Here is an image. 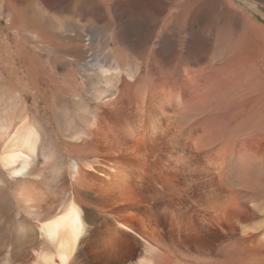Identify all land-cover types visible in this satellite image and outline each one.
<instances>
[{"label":"rangeland","instance_id":"1","mask_svg":"<svg viewBox=\"0 0 264 264\" xmlns=\"http://www.w3.org/2000/svg\"><path fill=\"white\" fill-rule=\"evenodd\" d=\"M6 1L0 98L8 107L20 93L21 105L64 150V167L80 162L76 180L65 181L95 238L87 235L75 264H113L94 259L100 246L118 264H134L144 248L154 252L150 264H264V42L250 31L252 23L264 31V0H203L190 11L178 8L185 0H164L156 24L149 0H125L133 9L120 23L112 8L119 0H98L94 7L105 15L97 27L87 23L97 21L93 8L84 23L73 11L58 14L71 22L54 37L68 56L50 51L47 67L36 53L32 72L25 59L24 67L14 60L25 44L5 29ZM74 46L83 47L78 60ZM100 66L111 74L112 87L103 90L115 93L96 102L88 93L99 85ZM88 112L96 117L93 131L80 123ZM66 123L92 132L69 143ZM0 197V236L13 242V229L33 221L16 213L7 194Z\"/></svg>","mask_w":264,"mask_h":264},{"label":"bare ground","instance_id":"2","mask_svg":"<svg viewBox=\"0 0 264 264\" xmlns=\"http://www.w3.org/2000/svg\"><path fill=\"white\" fill-rule=\"evenodd\" d=\"M97 1L98 0H7L5 11H7L10 16V22L6 28H3L12 30L15 33L13 39L16 43L18 40H21L24 41L23 43L25 44L23 46L24 48H22L24 50L22 55L21 53H18V57H14V60L17 59L22 66L21 59H25V65L28 66L32 72L37 67L35 63L36 53H39L38 56H41L45 60L47 67L49 63L48 57L50 51L54 50L57 52V55L61 54L68 56L66 51L56 48V44L54 43V37H57L55 33H61L62 30L67 28L66 23L70 22L69 20L66 22L65 19H60L58 14L73 11L78 19L77 23H80L83 22L84 18L86 17L84 14L87 15L88 12L91 11L90 9L93 8V11H96L95 18L97 21L95 19H89L87 23L91 26L97 27L101 24L100 22L102 21V17L105 15L104 14L102 16L100 6L97 8L94 7L98 3ZM124 1L125 0H122L121 3L119 0V2L112 5L113 11H116L119 8L118 10L121 12V18H118L117 20L119 23L120 20H122V17H125L126 14L130 13L133 9V6L131 5H124ZM137 1L138 0H136V2ZM202 1L203 0H185V2L178 8L180 10L190 11L193 9L192 7L197 6L200 4V2L201 5H204L202 4ZM215 1L219 3L218 0ZM205 2L206 0H204V3ZM148 4H150L149 7L145 8H148L147 10H149L151 15L154 17L153 22L155 24L157 22L159 23L166 7H168L167 3L164 0H149ZM41 8L44 9L42 10ZM222 9H227L229 11V7H222ZM46 10H49L53 15L46 14ZM115 11L113 13H115ZM234 11L239 12L236 9H234ZM213 12L215 13V11ZM230 12H232V10H230ZM228 14L230 15V13ZM7 23L8 22H6V24ZM108 24L104 26L102 24V27L109 28L111 25ZM252 24H250V31L255 36H257L260 42L263 43L264 31ZM8 33L9 31L7 34ZM20 33L27 34L33 42L31 39V42L24 40V38L22 39V35ZM110 38H112V35ZM37 41L44 46L43 50L38 49ZM21 47L22 46H20V48ZM82 49L83 47L77 46L71 51V54L75 56V59L78 60L83 56ZM52 67L55 66L52 65ZM118 68L119 66H116L115 70ZM99 71L100 73L96 76V78H100L98 82L99 85L94 89L92 88L88 93L89 96L96 102H101L104 99H108L110 96L114 95L113 93H115L112 90H108L109 93L106 91L112 87V84L110 83L111 81L109 82L108 80V77L111 76L110 71L103 69L102 66L99 67ZM137 71L138 67H135L134 72L128 75V79L133 78ZM27 75L30 77L28 71ZM46 78L48 77L46 76ZM118 80L119 77L115 79V83ZM104 88H106V90H103ZM117 88H115V90ZM23 90L24 89H22V91ZM154 91L155 90L151 88L150 92L153 93ZM13 96V98L7 99V103L9 104L8 107L4 102H2L5 101L6 98L5 100L0 98V193L7 194L8 200L15 204L17 208L16 213L19 214L22 212L33 222L32 224L28 225H17L13 229V242H8L7 238L4 239L0 236V264H75L77 253L81 245L84 243L87 235L89 238H95L94 235H90L92 232L90 231V225L85 222L83 215L84 212L78 204L74 193L69 195L70 189H68V183L65 181L66 175L70 179L71 177H74L73 181L76 180L80 172V162L78 163L75 161L72 165L68 163L66 167H64V159L61 155L62 151L64 150L58 149L54 145L57 148L56 149L53 146V143H51L52 141L50 133L43 130V127L36 121L34 115L30 113L26 104L21 105L22 99L20 93H17ZM80 108L83 109V106ZM83 116L84 117H81L80 121L81 125L87 129L92 128L93 131L96 120L95 114L88 112ZM67 122L70 123L68 120ZM65 125L66 126L62 132L63 136L66 140H68L69 143L72 144L84 142L89 132H92L90 129L88 130L89 132H83L82 129L71 126V124L68 125L66 123ZM59 150H62L61 153ZM85 166L89 167V165ZM74 183H71V187L73 188L72 192L75 191ZM76 190H78V188ZM0 200H2L1 197ZM5 208H7V206H5ZM118 225L122 229L133 233L125 226L120 224ZM97 237H99V235ZM97 241L98 243L100 242L99 239ZM142 245L145 247V242ZM95 247L93 248L96 249ZM98 249L93 253V255L96 256L94 259H98L100 262L104 263L112 262L113 264H118L121 262H119L117 258H115L116 263L112 261V258L109 255L111 253L105 247L100 246ZM28 256L30 257L29 259ZM153 256L154 252L150 248H144L142 256L138 258L134 264H150ZM109 258H111L110 261H108Z\"/></svg>","mask_w":264,"mask_h":264}]
</instances>
